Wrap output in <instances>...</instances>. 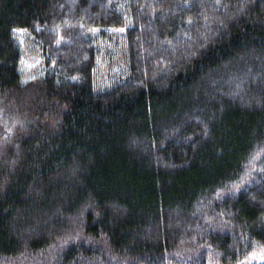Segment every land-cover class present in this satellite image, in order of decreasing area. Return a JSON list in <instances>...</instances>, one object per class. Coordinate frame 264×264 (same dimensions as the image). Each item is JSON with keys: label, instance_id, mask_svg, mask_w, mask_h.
<instances>
[{"label": "trees", "instance_id": "1", "mask_svg": "<svg viewBox=\"0 0 264 264\" xmlns=\"http://www.w3.org/2000/svg\"><path fill=\"white\" fill-rule=\"evenodd\" d=\"M16 30L41 44L32 79ZM261 245L264 0H0V264Z\"/></svg>", "mask_w": 264, "mask_h": 264}, {"label": "rangeland", "instance_id": "2", "mask_svg": "<svg viewBox=\"0 0 264 264\" xmlns=\"http://www.w3.org/2000/svg\"><path fill=\"white\" fill-rule=\"evenodd\" d=\"M15 39L19 43L22 51L21 71L24 79H32L36 71L43 69L44 54L41 44L24 30L15 31ZM46 41V40H45ZM58 44V43H57ZM56 44V45H57ZM110 64L102 67L99 77L101 79L107 77L108 67ZM103 77V78H102ZM220 197V196H218ZM216 197V198H218ZM264 263V246H258L242 257L234 264H263ZM208 264H222L217 261H210Z\"/></svg>", "mask_w": 264, "mask_h": 264}]
</instances>
